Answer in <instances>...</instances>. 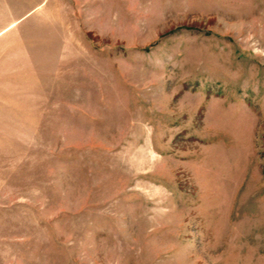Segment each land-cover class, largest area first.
Here are the masks:
<instances>
[{
    "label": "rangeland",
    "instance_id": "1",
    "mask_svg": "<svg viewBox=\"0 0 264 264\" xmlns=\"http://www.w3.org/2000/svg\"><path fill=\"white\" fill-rule=\"evenodd\" d=\"M0 264H264V0H0Z\"/></svg>",
    "mask_w": 264,
    "mask_h": 264
}]
</instances>
